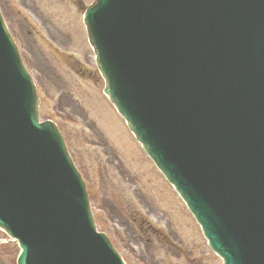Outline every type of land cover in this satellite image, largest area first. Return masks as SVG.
<instances>
[{
	"label": "water",
	"instance_id": "obj_1",
	"mask_svg": "<svg viewBox=\"0 0 264 264\" xmlns=\"http://www.w3.org/2000/svg\"><path fill=\"white\" fill-rule=\"evenodd\" d=\"M85 24L108 94L212 249L264 264V0H98ZM36 105L0 18V227L18 264H121Z\"/></svg>",
	"mask_w": 264,
	"mask_h": 264
},
{
	"label": "rangeland",
	"instance_id": "obj_2",
	"mask_svg": "<svg viewBox=\"0 0 264 264\" xmlns=\"http://www.w3.org/2000/svg\"><path fill=\"white\" fill-rule=\"evenodd\" d=\"M9 6L11 5L9 4ZM11 10L13 13L16 12L15 8L13 7H11ZM73 40H75L74 37L72 38V41ZM28 41L29 44L32 46V43L36 42L35 36L28 38ZM24 52L26 60L29 61L31 65L34 66L37 70H41L42 65L46 66V64H48L49 61L52 62L53 59L49 51L45 52L43 50H34L33 56L29 55L26 51ZM38 74L40 76V79L44 83V88H47V79L42 76L40 72H38ZM95 101L99 105V108H102L100 110L105 113L109 121L105 125L107 133L117 135L118 131L120 130L119 124L116 123L118 121L116 119H113L111 115L106 113V111L103 109L105 108L104 105L101 104L99 100ZM96 103L94 102L95 106L97 107ZM49 107L53 108V103H50ZM49 107L47 105L44 106L45 109H48ZM54 108L58 110L57 105H55ZM95 112L100 115L104 121H106L105 116L100 111H96L95 109ZM46 114L47 113L44 112V116H41L42 119L46 118ZM62 118L64 120V124H62L61 126L65 131L66 139H69L71 142V152L76 158L78 164L83 169L85 175L87 176L88 182L91 185L92 181L90 176L92 175V171H94L93 166L96 164V161L89 157L84 158V161H79L78 153L76 151L81 142L85 143L83 139H79L83 136L82 128H79L78 125L82 127L83 122H70L68 120L66 111L62 112ZM66 128L68 130H66ZM89 137L95 138L96 136L95 134L89 133ZM85 140L89 144L91 143L89 139ZM116 140L117 142L120 141L118 137ZM74 141H76L75 145L73 144ZM122 148L126 150V148ZM119 157L122 162V165L129 167V162L127 158H125L123 155ZM132 157L136 156L132 154ZM91 162L93 165H91ZM108 175H110L109 171L107 173L102 172L103 178ZM140 175L144 179L143 191H146L148 187L151 186V183L145 177L147 175H144V173L137 174L138 177L142 178ZM161 187L163 198H165V200L169 204H172V208H169L167 205L162 203V212H155L152 209L153 211H150V216L152 218H150L149 221L153 224H156L161 230L165 231L166 235L169 234L174 243V248L166 247V245L163 244L162 240L161 245L156 244L159 242V240L156 239V237H153L152 235L150 236L145 233L142 234L136 232L135 230H130L129 225H127L126 221L124 220L126 219V217L121 214L124 213V211L126 210L124 204L126 202L123 201V198L120 199L117 197L119 203L116 201V199L107 200V198L103 197L98 190L94 191L92 187L91 191L94 195L93 203L97 206V208H101L102 198L106 199L103 203V210L105 211V215H103V218L99 219L100 228H102L105 233L111 235L113 242L118 245L117 247L119 248V250L124 253V255H126L128 260L132 264H220V262L216 258L208 255L207 251L204 249V244L202 245V243L200 242L203 241L201 234L199 233V230L194 224L193 220L183 208L182 203L174 197L175 195L170 191L166 184L162 182ZM130 188L132 189L133 187H131V185H125L124 187H120L119 185H117V190L123 193L122 196L132 194ZM95 197H97L98 200H96ZM112 202L117 208L120 209V214L115 211L116 209L112 206ZM150 209L151 208L149 207L148 210ZM141 213L145 215V209L142 210ZM198 237L200 238V241ZM1 238H3L2 234H0V239ZM16 252L17 249L13 244H7L6 246H3L0 250V257L3 260V263L14 264ZM0 264H2V262H0Z\"/></svg>",
	"mask_w": 264,
	"mask_h": 264
},
{
	"label": "flooded vegetation",
	"instance_id": "obj_3",
	"mask_svg": "<svg viewBox=\"0 0 264 264\" xmlns=\"http://www.w3.org/2000/svg\"><path fill=\"white\" fill-rule=\"evenodd\" d=\"M31 4H35L34 1H30ZM80 5V2H79ZM43 7H46L45 5L40 4L38 7L35 5L29 6L28 9L31 13L39 16V18L42 20L43 24L42 26L44 28H48L50 26V30H52L53 33H51L54 37H51L49 40L53 43L54 38L61 37L63 39H67L69 42H73V47L76 53L77 58H80V55L83 51V41L80 39L78 34L73 33L72 31H67L63 26L67 27L68 25L66 23H57L55 22L56 18L54 17H45L43 12H41V9ZM80 8V7H79ZM40 9V10H39ZM63 13V12H62ZM61 14V13H60ZM63 25V26H62ZM60 27H62V30H60ZM57 35V36H56ZM74 37L75 40L72 41V38ZM57 38V41L60 44H64L65 40ZM85 52V51H84ZM56 58V57H54ZM81 68L76 69L74 67H70L72 70H74L76 73H80L81 75H87V66L80 65Z\"/></svg>",
	"mask_w": 264,
	"mask_h": 264
}]
</instances>
